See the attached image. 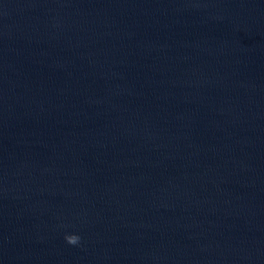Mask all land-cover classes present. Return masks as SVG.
I'll list each match as a JSON object with an SVG mask.
<instances>
[{
    "label": "water",
    "instance_id": "95a60500",
    "mask_svg": "<svg viewBox=\"0 0 264 264\" xmlns=\"http://www.w3.org/2000/svg\"><path fill=\"white\" fill-rule=\"evenodd\" d=\"M0 264H264V0H0Z\"/></svg>",
    "mask_w": 264,
    "mask_h": 264
},
{
    "label": "clouds",
    "instance_id": "9594fccd",
    "mask_svg": "<svg viewBox=\"0 0 264 264\" xmlns=\"http://www.w3.org/2000/svg\"><path fill=\"white\" fill-rule=\"evenodd\" d=\"M64 239L69 245L76 246L80 244L82 238L78 234H65Z\"/></svg>",
    "mask_w": 264,
    "mask_h": 264
}]
</instances>
